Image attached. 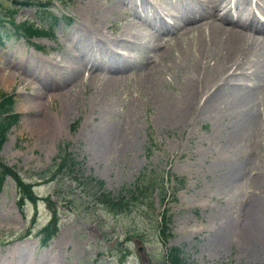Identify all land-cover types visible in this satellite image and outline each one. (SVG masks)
<instances>
[{"label": "rangeland", "instance_id": "obj_1", "mask_svg": "<svg viewBox=\"0 0 264 264\" xmlns=\"http://www.w3.org/2000/svg\"><path fill=\"white\" fill-rule=\"evenodd\" d=\"M91 1L27 0L24 3L22 0H0V90L13 92L11 110L17 112L15 122L7 128L0 144V159L23 183H29L36 198L34 202L27 198L22 202L17 200L20 189L10 176H6L0 185V264H156L164 247L172 245L179 248L182 264H264V241L261 253L254 254V245L245 243L243 237V243H239L230 230V239H226L229 242L220 251L211 249L210 244L220 217L240 220L244 216L242 203L258 191L253 185V176L264 169V132L249 131L253 133L254 145L248 154L242 153L241 158L246 160L249 155L251 163L241 181L235 187L232 182L221 185L222 181L227 183L224 178L230 163L235 165L238 159V152L234 149L239 138L230 132L234 125L228 118L213 122L205 114L193 117L189 113L178 124L167 122L163 118L162 106L156 105V94L144 91L137 80L128 78L124 85L115 89V93L114 90L104 92L98 87L104 69L96 64L106 56L92 46L93 40L89 46L82 43V49L91 56L92 67L67 57L66 52L75 50L69 34H78L83 28L81 32L93 28L92 32L96 31L115 48H119L116 44L118 38L128 36L121 32L143 30V18L148 13L139 16L134 0L132 14L129 5L121 0ZM149 1L162 4L161 0ZM36 2H45L56 14L70 15L69 22L56 19L51 33L46 35L13 32L15 27L9 18L14 24L31 21L37 28L44 26L43 20L39 22L36 16L37 8L43 5ZM90 3L96 8L92 7L94 12L89 17L85 15V9ZM83 15L87 18H82ZM178 46L175 43L173 48ZM147 49L140 43L127 50L129 55L148 56L150 50ZM58 59L70 61L71 69L76 66L78 73L73 75L80 73L83 85L79 84L74 91H65L62 75L55 73L54 68L65 71L69 67L56 65ZM154 64L156 66V61ZM99 67L102 69L98 71ZM179 71L180 66L172 65L157 83L161 93L170 99L180 78ZM44 75L48 77L43 78ZM34 91L39 94L33 95ZM29 96L36 98L37 102L28 101ZM63 107L66 112L62 115ZM43 111L52 118V126L48 133L39 135L31 125V118L43 115ZM108 125L124 130V135L130 130L128 136L132 140L125 147H113L99 154L94 137ZM63 147L80 162L83 175L68 184L37 177L34 172H41L53 164L55 155ZM162 171L167 172L166 180ZM160 173L166 188L162 201L159 200ZM87 177L92 178L89 182L92 186L88 183L91 189L95 185L93 179H99L102 183L98 190L107 191L114 198L120 194L126 197L128 188H142L148 182L151 204L143 203L138 196L140 192L133 196L126 210H106L76 195H72L71 202L66 201L64 196L68 185L76 190V186L88 180ZM176 177L182 179L179 181ZM224 186H231V190H223ZM162 207L169 215L170 233L165 238L153 235L152 226L153 218L158 217ZM51 211L56 215L55 232L42 243L34 232L46 222ZM32 212L36 217L28 227ZM248 232L249 235L252 233V227Z\"/></svg>", "mask_w": 264, "mask_h": 264}, {"label": "bare ground", "instance_id": "obj_2", "mask_svg": "<svg viewBox=\"0 0 264 264\" xmlns=\"http://www.w3.org/2000/svg\"><path fill=\"white\" fill-rule=\"evenodd\" d=\"M121 2H125L130 8L133 5L131 4L132 0H121ZM161 3L157 1L155 5L148 0H134L137 14L139 16L148 14L143 18V30L134 29L133 32L125 33L124 30L121 32L128 35L118 38L116 44L121 50H117L107 43V40L101 38L96 31L92 32L93 28L89 31L86 30L87 32H81L83 28L79 30L78 34H69L70 42L75 50L66 52L67 57L73 58L81 64L87 63L88 67H92L93 62L89 58L91 56L87 50L82 49V43L89 46L93 40L92 46L106 56V59L100 60L96 64V66L102 65L104 69L102 70L104 77L99 81L98 87L104 92L114 90L115 93V89L124 85L128 78L137 80L138 85L144 91L156 94L158 102L156 105L160 108L162 106V110L165 111V114L162 111L163 118L167 122L178 124L189 113L193 117L197 114H205L213 122L220 118H228L229 122L234 125L230 132L236 133L235 138H239L235 143V148L239 153L238 159H234L236 162H232L235 165L230 163L226 173L227 177L224 180L227 183L232 182V186L235 187L251 163L249 155L246 160L241 158L242 153L248 154L253 149V133H249V131L254 129V132L256 130L264 132V0H164L163 2L161 0ZM92 7L91 3L90 7L87 6L86 16L92 15L94 12V7ZM101 12L100 16H102ZM132 13L134 11L131 8ZM259 15H262L263 18ZM97 22L99 21L97 20ZM129 36L133 37L135 42H132L133 40ZM140 43L148 47L150 58L147 54L135 55L132 53L129 55L130 52L127 49H132V46ZM175 43L179 44L176 49L173 48ZM131 52L133 51L131 50ZM154 61H156V66ZM69 62L66 59H58L55 62L58 66H68L69 68H65V71L54 66V72L62 75L61 81L66 86V92H71L83 82L79 76L80 73L76 76L73 75L78 72L75 69L76 66L71 69ZM172 65L180 66V78L173 91V97L170 99L161 93L157 88V83L161 82L164 77L163 73ZM101 69L99 67L98 71ZM93 73L95 76L96 71L93 70ZM46 76L48 77V75L42 77ZM52 76L56 78V76ZM34 94L37 96L39 92L34 91ZM27 98L28 101L37 102L34 97ZM65 112L64 108L62 115ZM194 112L196 114H193ZM43 113L37 117L33 116L32 124L30 123L39 135L48 133L52 126V118L44 111ZM104 127L101 128L102 133L94 137L95 149L99 154L100 152L103 154L104 150L109 151L113 147L114 149L120 146L125 147L132 140L128 136L130 130L124 135L122 129H116L111 125ZM227 132L229 133V131ZM92 136L94 135L92 134ZM228 139L226 138V140ZM253 180V185L258 191L250 194L242 203L244 216H241L240 220L224 215L220 217L215 233L211 237V249L220 251L222 246L229 242L226 239L227 237L228 240L230 239L229 233L232 230L239 243H243V237L245 243L254 245L252 251L254 254L261 253L260 248L264 241V169L258 171L253 176ZM227 183L222 181L220 184L229 185ZM223 190L228 192L231 190V186H224ZM251 227L252 233L249 235L248 229Z\"/></svg>", "mask_w": 264, "mask_h": 264}, {"label": "trees", "instance_id": "obj_3", "mask_svg": "<svg viewBox=\"0 0 264 264\" xmlns=\"http://www.w3.org/2000/svg\"><path fill=\"white\" fill-rule=\"evenodd\" d=\"M20 26L24 32L31 33L32 27L30 23L22 22L20 23ZM12 101L13 100L10 93L0 91V144L5 138V132L9 125L16 120L17 115L11 111ZM57 157L58 159L54 160L52 162L53 164L48 165L46 168L41 170V172H34L37 174L36 176L41 179L48 180L53 178L60 180L62 183L68 184L73 183L79 177L78 175H83L82 169H80V162L74 159L72 154L69 151H66L64 147L59 151V153H57ZM6 176L12 177L18 184V188L20 189L18 200L20 202L24 197L31 200L35 199V195L29 188V183H23L18 175L0 159V185ZM87 178L88 180L85 181L84 184L78 183L79 186L76 187V190H73L68 185V189L65 190L66 196H64L66 201L71 202L72 195H76L78 198L84 197L85 199H89L93 204L95 203L97 206H101L106 210L117 211L118 209H125V207H127L128 200H130L137 192H140V194H138L139 196L142 195L145 197L149 196L147 192L150 193V187H147L148 182H145L142 188H137V186L128 188L126 191L128 194V199L125 198V194H120L118 197L114 198L107 191L98 190V188L101 186V181L99 179H93V183H95V185L91 189L92 185L89 182L92 180V178ZM88 183L91 186H88ZM160 190L163 191L161 185ZM54 192L55 194L58 193L56 191ZM91 194H95V196L92 197ZM55 216V212L51 211L48 222L40 229L42 234L40 241L42 243H44L46 239L55 232ZM154 222L152 225L154 228V234L165 238L169 229L167 225V216L165 214H161L160 221ZM179 252V248L175 245L165 247L163 253H159L157 256L156 264H182V259L179 255Z\"/></svg>", "mask_w": 264, "mask_h": 264}]
</instances>
